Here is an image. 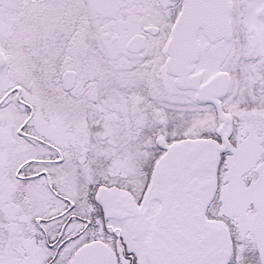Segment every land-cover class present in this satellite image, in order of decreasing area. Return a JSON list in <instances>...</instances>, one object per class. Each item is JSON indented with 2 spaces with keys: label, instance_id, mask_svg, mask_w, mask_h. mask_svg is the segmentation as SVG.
I'll return each instance as SVG.
<instances>
[{
  "label": "snow or ice",
  "instance_id": "obj_1",
  "mask_svg": "<svg viewBox=\"0 0 264 264\" xmlns=\"http://www.w3.org/2000/svg\"><path fill=\"white\" fill-rule=\"evenodd\" d=\"M0 264H264V0H0Z\"/></svg>",
  "mask_w": 264,
  "mask_h": 264
}]
</instances>
